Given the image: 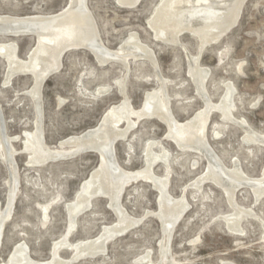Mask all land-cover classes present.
I'll list each match as a JSON object with an SVG mask.
<instances>
[{"label": "rangeland", "instance_id": "374dc122", "mask_svg": "<svg viewBox=\"0 0 264 264\" xmlns=\"http://www.w3.org/2000/svg\"><path fill=\"white\" fill-rule=\"evenodd\" d=\"M159 1L142 0L134 9L121 7L116 0H88V6L97 19L100 37L109 49L116 50L133 32L155 52L160 65L159 75L167 80L170 109L177 120L185 122L205 107L188 73L187 52L191 58L199 57L200 67L209 70L205 89L211 101L220 103L227 93V86L235 87V118L245 119L251 129L264 134V0H248L238 25L219 44L202 51L197 38L187 33L180 37L181 43L185 44L184 49L155 41L147 21ZM66 5L67 0H0V15L24 17L56 13ZM9 40L17 42L22 59H26L35 45V39L29 36L0 38V41ZM5 65L0 56V109L3 110L0 111L6 123L5 133L19 138L13 143L19 152L14 158L19 176L12 217L2 232L0 260L8 261L12 249L25 242L35 260L47 261L52 255V244L67 234L69 218L65 203L75 198L80 184L99 165V158L95 153H84L43 167H29L27 155L21 150L22 134L33 131L38 117L29 95L33 79L31 76H18L5 86ZM63 67L42 87L44 115L41 119L45 142L51 147L69 136L95 127L104 112L123 99L115 82L125 80L126 95L136 109L143 105L145 93L160 85L157 72L149 62L131 61L128 73L121 64L98 65L86 50L67 52L63 56ZM105 87L111 88L110 94L99 96L98 90ZM60 98L65 102L62 105ZM208 125L207 142L217 157H221L219 159L224 166L230 169L237 160L247 176L261 178L264 147L245 144L244 131L223 122L218 112L211 114ZM166 132L164 124L145 119L131 132L130 138L118 142L115 149L120 164L131 171L144 166V150L150 141H161L171 153L169 169L158 164L155 173L158 176L170 174V194L175 198L185 195L189 204L172 235L169 237L164 233L159 218L147 215L159 209L158 192L150 184L140 181L125 189L121 201L130 216L141 219V223L127 234L109 241L105 255L74 264H147L140 259L148 253L154 263H160L162 247L168 248L176 264H264V198L259 200L260 203L256 202L249 188H241L236 195L237 202L260 220L250 216L241 223L242 234L230 232L224 218L232 214L233 209L225 192L213 183H205L206 187L203 185L201 190L192 186L205 175L206 159L176 148L166 139ZM217 132L219 136H216ZM195 160L198 166L193 168ZM12 174L10 167L0 159L2 213L8 207ZM45 205H48V219L42 211ZM108 207V199L95 198L91 209L78 217L77 229L72 231L68 241L76 243L96 238L105 226L114 225L117 217ZM71 254L66 249L60 251L63 259H69Z\"/></svg>", "mask_w": 264, "mask_h": 264}, {"label": "bare ground", "instance_id": "6f19581e", "mask_svg": "<svg viewBox=\"0 0 264 264\" xmlns=\"http://www.w3.org/2000/svg\"><path fill=\"white\" fill-rule=\"evenodd\" d=\"M116 1L121 7L134 9L142 0ZM247 1L160 0L147 24L155 41L184 49L183 45L185 44L181 43L180 37L187 33L197 38L202 51L208 46L219 44L238 25ZM96 20L88 6V0H67V5L56 13L24 17L0 15V38L29 36L35 39V45L29 51L26 59L19 56L16 41H0V56L6 62L4 85H10L12 80L18 76H31L33 79V87L29 95L33 99L38 117L34 123L33 131H25L22 134L24 137L21 151L27 155L26 164L29 167L38 168L49 163L69 160L84 153H95L99 158V165L80 184L75 198L65 203L64 207L69 218L67 234H64L59 242L53 243L54 246L52 244L51 258L47 261L35 260L29 253L28 245L21 242L12 249L10 256L8 255V261L0 260V264H74L80 260L105 255L106 245L109 241L127 234L141 223V219L130 216L121 201L125 189L140 181L150 184L158 192L159 209L156 213H146L159 218L164 233L170 237L189 208L185 195L175 198L170 194L168 184L171 175L158 176L155 173V167L158 164H164L169 169L171 153L161 141L148 142L144 150V166L136 171L125 169L116 155V144L127 141L131 132L145 119L157 120L164 124L167 127L166 139L173 142L179 150L196 153L206 159L205 175L197 178L198 180L192 186L201 190L205 183H213L225 192L233 209L232 214L224 218L230 232L242 234L244 231L241 228V223L250 216L260 220L255 213L239 205L236 195L241 188H249L256 202L264 198V169L261 178L253 179L244 173L242 165L237 160L233 163L232 168H226L223 161L219 159L221 157H217L215 150L211 149L210 143L208 144L206 139L211 114L218 112L223 122L238 126L244 131L243 141L245 144L264 147V134L255 132L245 119L238 120L233 114V110L236 108L233 102L235 87L228 85L227 93L220 103L214 104L205 89L209 70L200 67L199 57L191 58V55L189 56L186 52L189 59L188 73L194 81V86L196 84L197 93L203 99L205 107L191 119L181 122L177 120L170 109L171 99L167 94V80L159 75L160 65L158 66L155 52L141 41L137 33L133 32L116 50L109 49L100 37ZM71 50L89 51L98 65L104 67L109 64H121L128 73H130L131 61L149 62L157 72L156 76L160 85L157 89L146 92L143 105L136 109L126 95L125 80L115 82L123 99L110 106L95 127L83 133L69 136L57 146L51 147L45 142V128L43 129L44 123L41 119L42 112H44L42 111V87L52 75L62 70L63 56ZM110 92L111 88L105 87L100 88L97 93L99 96H107ZM59 102L60 105L65 103L64 100ZM3 119L0 111L2 133L0 159L13 171V178L9 182L11 191L8 196L7 210L5 209L6 212L2 213L1 208L3 207L0 208V245L4 225L12 217L18 189L17 177L19 176L14 160L19 152L13 145L19 138L11 137L5 133L6 126L4 127V124L6 123ZM219 135L217 132L216 136ZM192 165L193 168H196L198 161L195 160ZM101 197L108 199L109 207L116 214L117 222L114 225L105 226L96 238L80 240L76 243L68 241L72 231L77 229L78 217L91 209L95 198ZM45 206L42 211H44L45 219H48V205ZM63 249L71 251L69 259H63L60 256V251ZM162 249L160 263H154L150 259V253L141 258L140 262L176 264L170 257L168 248L162 247Z\"/></svg>", "mask_w": 264, "mask_h": 264}]
</instances>
